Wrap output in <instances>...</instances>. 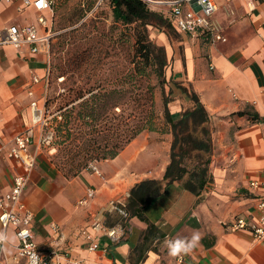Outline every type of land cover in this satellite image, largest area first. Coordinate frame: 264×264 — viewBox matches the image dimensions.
<instances>
[{"label":"crops","instance_id":"crops-1","mask_svg":"<svg viewBox=\"0 0 264 264\" xmlns=\"http://www.w3.org/2000/svg\"><path fill=\"white\" fill-rule=\"evenodd\" d=\"M214 1L213 20L222 40L183 33L169 20L166 5L149 6L171 26L148 28L152 42L165 51L170 114L178 118L192 107L190 93L208 113L212 182L199 195L179 182L168 184L142 209L146 220L109 212L110 201L119 200L125 208L136 183L162 179L169 162L171 134L144 131L114 158L97 161L100 175L83 169L66 177L40 151L38 122L47 94V57L42 52L32 53L28 45L0 47V190L10 188L18 171L5 155L9 142L18 131L32 127L31 149L37 158L23 200L34 214L32 230L38 249L44 255L55 254L57 264H264V239L254 240L249 231L226 226L237 216L251 219L257 214V195L248 182L264 176V0ZM16 7V1L0 3V15L7 13L0 29L35 19L33 8L20 14ZM33 75L39 82L32 83ZM156 106L161 112L159 92ZM87 187L95 190L94 197L86 206H76ZM96 219L114 227L118 239L101 234L97 248L90 251L80 231ZM149 224L154 228L151 234L147 233ZM54 226L59 236L54 234ZM0 230L15 233L12 227L3 228L1 222ZM193 231L200 233L198 246L189 254L169 256L164 240ZM15 251L16 246L10 256L2 254L1 259L24 264L21 258L12 260Z\"/></svg>","mask_w":264,"mask_h":264},{"label":"trees","instance_id":"trees-1","mask_svg":"<svg viewBox=\"0 0 264 264\" xmlns=\"http://www.w3.org/2000/svg\"><path fill=\"white\" fill-rule=\"evenodd\" d=\"M96 2L98 6L106 2L111 27L118 31L117 43L111 48L116 60L94 58L98 50L81 43L65 59L58 77L66 75L63 78L68 80V87L47 94L44 102L45 111L52 108L51 114L58 112L52 118L53 136L58 138L52 144L61 153L55 165L66 177H74L92 161L114 158L144 131L170 133L169 162L162 179L136 183L125 202L128 216L146 220L142 209L168 184L179 182L199 195L212 182L209 116L194 93L189 94L192 107L184 109L178 118L169 112L171 91H166L165 51L152 42L148 29L171 27L166 18L150 10L144 0ZM49 76L50 66L47 91ZM157 89L161 112L156 106ZM152 230L149 224L147 233Z\"/></svg>","mask_w":264,"mask_h":264},{"label":"built area","instance_id":"built-area-1","mask_svg":"<svg viewBox=\"0 0 264 264\" xmlns=\"http://www.w3.org/2000/svg\"><path fill=\"white\" fill-rule=\"evenodd\" d=\"M12 1L17 2L16 11L23 13L26 8H33L36 13L33 21H24L23 23L14 22L3 26L0 29V47L11 45L16 49H20L26 45L32 53L42 52L47 57L48 68L45 76V85L48 87L49 75V58H50V39L53 36L52 32V4L53 0H0L6 4ZM148 7L153 4L166 5L167 16L173 22L176 28L191 36L199 34H207L212 40H222L223 37L220 29L214 23L213 14L217 10V5L214 0H164L153 1L144 0ZM46 12H51V16H47ZM40 78L37 75L32 76V83L39 82ZM264 92V87L261 88ZM32 94V90L28 91ZM35 105V101L32 103ZM45 108L42 110V115L39 118L41 128L47 125L45 118ZM53 138L52 131L39 139L41 145L49 144ZM34 134L33 128L27 127L24 130L18 131L11 139L5 151L7 158L12 160L17 168V174L13 177L11 186L6 191L0 190V222L3 228L12 227L16 234L24 233L17 240L16 251L12 256V260L17 262L20 258L27 264L29 256L32 252L40 257V264H57L56 255H44L38 249V245L34 239L32 230V222L34 214L23 200V193L28 184L30 174L36 163L37 155L32 151ZM85 170H89L97 175L100 171L96 162H90ZM248 187L256 193L257 202L255 209L257 214L251 219L243 216H237L226 224L231 230H247L251 233L254 240L264 239V176L253 178L248 182ZM95 190L92 187L85 189L84 195L76 202V206H86L94 197ZM110 205L118 209H122L127 216V212L121 201H110ZM114 227L106 226L101 220H94L89 228H84L80 231L81 236L87 243V249L92 251L98 246V240L101 234H105L112 240H117V233L112 231ZM54 234L59 236L57 226L53 228ZM0 264H8V261L1 259Z\"/></svg>","mask_w":264,"mask_h":264},{"label":"rangeland","instance_id":"rangeland-1","mask_svg":"<svg viewBox=\"0 0 264 264\" xmlns=\"http://www.w3.org/2000/svg\"><path fill=\"white\" fill-rule=\"evenodd\" d=\"M52 11L53 38L49 49L50 76L47 94L62 92L68 87V80L63 78L66 75L59 77L58 75L63 71L61 67L64 65V61L76 45L81 43L83 46L94 47L98 51L94 53L93 57L97 59L103 57L105 62H109L116 60L111 48L116 45V33L118 34V31L111 27L112 22L106 2L98 6L96 0H53ZM6 14L2 12L0 21L6 17ZM124 59L122 58V60ZM167 87L168 84L166 91ZM156 91L157 95L158 89ZM51 111L52 108L45 111L47 125L41 128L39 138L44 137L49 131L53 133L54 122L52 118L58 112L51 114ZM60 120V116H57V121ZM57 139L53 136L49 144L42 145L40 149L41 152L47 154L54 165L61 157L60 151L52 144Z\"/></svg>","mask_w":264,"mask_h":264},{"label":"clouds","instance_id":"clouds-1","mask_svg":"<svg viewBox=\"0 0 264 264\" xmlns=\"http://www.w3.org/2000/svg\"><path fill=\"white\" fill-rule=\"evenodd\" d=\"M108 211L111 213L126 215L122 209H118L114 206L110 207ZM112 231H115V229ZM120 234L123 235L122 230ZM22 235H24V233H20L18 235L16 233H10L6 230H0V253L5 256H10L11 250L16 246L17 240ZM200 239V233L198 231H193L190 235L185 237L166 238L163 242V246L167 249L169 256L178 257L182 254L191 253L198 246ZM8 264H11V261H9ZM27 264H40V257L36 254V252L31 253Z\"/></svg>","mask_w":264,"mask_h":264}]
</instances>
